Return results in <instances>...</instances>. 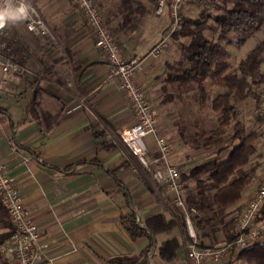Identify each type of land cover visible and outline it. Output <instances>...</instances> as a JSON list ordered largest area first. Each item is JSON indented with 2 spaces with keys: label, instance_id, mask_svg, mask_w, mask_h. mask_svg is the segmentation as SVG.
Segmentation results:
<instances>
[{
  "label": "crops",
  "instance_id": "1",
  "mask_svg": "<svg viewBox=\"0 0 264 264\" xmlns=\"http://www.w3.org/2000/svg\"><path fill=\"white\" fill-rule=\"evenodd\" d=\"M47 1L46 21L57 43L47 45L27 31L22 21L8 28L28 55L19 84L0 85V156L16 179L30 220L51 241L45 264H108L113 256L138 255L150 242L146 236L132 239L121 217L134 213L140 226L157 214L170 219L171 197L119 140L118 130L132 124L134 118L116 80L108 77L107 62L81 14L72 0ZM138 1L149 12H138L126 22L114 8L116 0L104 7L124 56H143L138 79L154 89L156 70L176 59V54L162 52L158 57L163 59L154 65L156 58L148 53L168 26L169 16H154L150 2ZM52 14L61 19L53 21ZM212 88L214 96L221 91ZM238 105L241 107L240 101ZM160 118L159 133L173 142L172 159L183 172L208 161L200 159V151L187 149L177 131L166 135L164 117ZM145 144L154 152L152 136L145 138ZM263 175L264 155L254 182L242 192L240 207ZM171 237L179 240V247L174 259L166 261L156 250ZM154 239L148 264H192L187 255L189 241L178 228L156 234ZM201 239L204 244L219 242L222 233L215 231ZM211 264L242 263L228 255Z\"/></svg>",
  "mask_w": 264,
  "mask_h": 264
},
{
  "label": "trees",
  "instance_id": "2",
  "mask_svg": "<svg viewBox=\"0 0 264 264\" xmlns=\"http://www.w3.org/2000/svg\"><path fill=\"white\" fill-rule=\"evenodd\" d=\"M157 1L148 0L154 7ZM206 5L197 18L182 17L179 27L171 32L180 54L166 62L164 77L166 82L178 86L179 93L194 91L201 101L208 96L207 82L210 88H221L219 94L210 99L211 111L216 115L215 126L204 128L195 123L196 130L188 134L183 123L178 132L182 142L191 149L214 155V158L181 174L186 188L185 210L193 231L198 235L199 247L209 245L204 244L201 238L215 231L222 233L221 241L224 243L234 241V225L241 208L238 202L244 189L255 180L259 160L254 158L259 156L256 146L259 133L256 129H248L243 119L244 108L238 102L251 100L256 121L261 124L263 121L256 113V103L259 87L264 82V30L262 37L235 67L226 45L241 44L259 29L264 21V0H206ZM209 5L213 6V13L209 11ZM117 9L123 22L130 21L138 12L140 15L149 12L138 0H118ZM210 20L216 28L209 26ZM210 28L217 31V40L206 36L205 30ZM167 96L172 98L171 94ZM225 152L228 155L220 159L219 156ZM189 182L194 186L190 188ZM171 210L170 219L157 214L146 218L142 226L134 213L121 217V224L132 239L146 236L150 242L138 255L113 256L107 263L148 264L155 249L154 236L173 228H178L184 239L190 242L192 238L185 211L174 205ZM263 217L264 201L256 219ZM12 228L0 202V245L10 236ZM178 247L179 240L171 237L161 242L156 253L163 260L171 261ZM231 253H235L233 259L248 264H264V240ZM0 264H10L9 258L1 253Z\"/></svg>",
  "mask_w": 264,
  "mask_h": 264
},
{
  "label": "built area",
  "instance_id": "3",
  "mask_svg": "<svg viewBox=\"0 0 264 264\" xmlns=\"http://www.w3.org/2000/svg\"><path fill=\"white\" fill-rule=\"evenodd\" d=\"M91 29L94 44L100 50L108 66V77L116 80L118 90L126 98L134 117V123L118 132L120 142L135 157L138 163L170 195L174 206L185 211L188 231L192 240L187 245V255L192 264H211L222 261L231 252L264 240V217L256 219L257 211L264 201V175L258 180L251 196L241 206L234 225V241L220 246L197 245L190 219L185 210V183L181 170L172 162L173 146L169 139L159 133L160 120L157 108L148 98L147 87L137 77L142 71L140 57L127 59L119 42L103 21V15L95 0H72ZM204 0H158L155 13H168L170 31L156 43L148 55L157 58L168 44V36L179 27L183 8L187 4H201ZM24 6L26 15L19 19L27 31L42 38L47 45L55 44L56 37L41 16L34 0H0V8ZM10 22V21H9ZM7 22L0 28V85L14 87L26 72L24 61L28 55L20 40L6 31ZM256 113L262 117L264 132V82L258 90ZM152 136L154 152L148 150L145 138ZM0 202L12 223L10 236L0 245V253L12 264H45V255L51 241L41 236L36 223L30 220L22 200L15 177L0 156Z\"/></svg>",
  "mask_w": 264,
  "mask_h": 264
},
{
  "label": "rangeland",
  "instance_id": "4",
  "mask_svg": "<svg viewBox=\"0 0 264 264\" xmlns=\"http://www.w3.org/2000/svg\"><path fill=\"white\" fill-rule=\"evenodd\" d=\"M110 1H112V0H95L97 6L99 7V9L102 12L104 23L107 25V27H108L109 31L111 32V34L115 37V35L113 33V30H112V28H111V26L109 24V20H108V18L106 16V8L104 7L105 3L106 2H110ZM143 1L144 2H148V0H143ZM34 2L36 3V6H37L41 16L46 21V19H47L46 17L47 16H45V12H46L47 9L45 8L46 4H44V3H47L48 1L47 0H34ZM116 2L117 3L115 4L114 8H116L117 5H118V0H116ZM73 4H74V2H73ZM74 6H75V4H74ZM150 6H152V5H150ZM206 6H207L206 5V0H204L201 4H192V3L187 4L183 8L182 17L197 18L199 16V13ZM44 8H45V11H42V9H44ZM155 9H156V6L155 7L153 6V15L154 16H161V15H157L155 13ZM209 11L211 13L214 12V8H213L212 5H209ZM56 13H58V12H56ZM79 13H80V11H79ZM119 14L122 17V14L121 13H119ZM81 16H82V18H83V20L85 22V19H84L82 14H81ZM49 17L55 22L57 20L61 19L59 15L58 16H54L52 14V15H49ZM122 20H124L123 17H122ZM18 21L19 20L15 21V22H18ZM169 21L170 22H169L168 26H166L164 28L162 35L155 42V44L158 43V41H160L164 36H167V34L169 33L170 25H171L170 17H169ZM15 22L10 21L7 24V26H6V31L7 32H9L8 28L11 26V23L13 24ZM46 22H47V24L48 23L50 24L49 21H46ZM85 24H86V22H85ZM86 26H87V28H89L87 24H86ZM209 26L211 28H216V24L213 21H211V20L209 21ZM211 28L208 29V30H205V34H206V36L209 39L217 40V31H215V30H213ZM89 30L91 31L90 28H89ZM263 30H264V21L260 25L259 29L257 31H254L253 33H251V35L249 37H247L243 43H241V44L232 43V44L226 45V47L229 49L228 51L231 54V60H232V63H233L232 66L235 67L237 62H238V60L240 58H242L256 44V42L262 37ZM54 35H55V37L57 39V36H56L55 33H54ZM117 41L119 42L120 47L122 49L121 42L118 39H117ZM167 41H168L167 48L165 49V51H163V53L164 52H165V54L168 53V52L169 53H175L176 54V58H177L179 56L180 52H179V49H178V46H177V41L176 40L174 41L171 38V33L168 36ZM56 43H57V40H56ZM122 52H123V50H122ZM136 57H140L143 60V56L142 55H136ZM136 57H134V58H136ZM162 59H163L162 57L161 58L157 57L156 60H155L156 62H154V65H156L157 62H160ZM142 69H143V65H142ZM165 76H166V67L163 65L160 70H156L155 78H154V80H156L155 81V85L156 86H155L154 89H148L147 84L145 82L144 83L146 84V87H147L148 98L152 101V103L157 108L159 116L161 117V115H162L164 117V121H163L162 124H164L165 129L167 130L166 135H169L173 131L179 132V127L183 123H184V125L186 127V133H188V134H191V133H193V131L196 130L195 126H194L195 123H198L199 126L204 127V128H210V127L215 126V124H216V115L211 111V107H210V99L214 96V90H213L214 88H210L209 82H207V84L209 85L208 86V89H209L208 96H207V98L204 101H201L194 94V91H190L188 93H184V92L179 93L178 86H176V84H170V83L166 82V80L164 79ZM137 80L140 81L138 79V77H137ZM168 94H171L172 98H170V99L167 98ZM241 106H243V108H244V113H243L244 115L243 116L246 117L244 120L246 122V125H247L248 129H256L258 131V133H259L258 139L256 141V146H257V150L259 151L260 156L259 157H255L254 159L257 158V160H260L262 155H264V132L262 131V124L259 121H256V117L254 115V103L251 100H248L247 102H241ZM133 123H134V121H133ZM119 131H120V129L118 130V132ZM168 139L173 144L171 139L170 138H168ZM173 148H174V146H173ZM187 149H191V148L189 147ZM200 154L203 155V156L201 155V157H200L201 160H209L210 158H214L213 154H208V153H205V152H200ZM172 162L175 163L173 161V159H172ZM177 166L179 167L181 172H183V169L181 168V166H179V165H177ZM153 181L156 182L154 179H153ZM257 182H256V184H257ZM255 188H256V185L254 187V190H255ZM163 190H164V192L167 193V191L164 188H163ZM172 205L173 204H170L169 206L172 207ZM219 242L218 241L217 242H213V243H210L209 245L214 247V246H220V245H222L224 243V242H221V240ZM231 254H232V257L234 258L233 255H235V253H230L229 256ZM240 261H241L242 264H248V263H246V262H244L242 260H240Z\"/></svg>",
  "mask_w": 264,
  "mask_h": 264
},
{
  "label": "clouds",
  "instance_id": "5",
  "mask_svg": "<svg viewBox=\"0 0 264 264\" xmlns=\"http://www.w3.org/2000/svg\"><path fill=\"white\" fill-rule=\"evenodd\" d=\"M25 15L26 9L24 6L15 9L10 6L0 8V28H3L9 21L15 22L22 19Z\"/></svg>",
  "mask_w": 264,
  "mask_h": 264
}]
</instances>
